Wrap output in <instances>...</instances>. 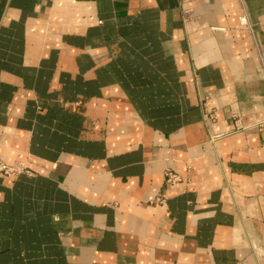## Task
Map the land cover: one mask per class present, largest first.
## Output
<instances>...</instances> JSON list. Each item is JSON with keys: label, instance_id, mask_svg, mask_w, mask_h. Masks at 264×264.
<instances>
[{"label": "crops", "instance_id": "obj_1", "mask_svg": "<svg viewBox=\"0 0 264 264\" xmlns=\"http://www.w3.org/2000/svg\"><path fill=\"white\" fill-rule=\"evenodd\" d=\"M243 5L0 0V159L29 170L0 175V264H264V130L242 128L264 0Z\"/></svg>", "mask_w": 264, "mask_h": 264}, {"label": "built area", "instance_id": "obj_2", "mask_svg": "<svg viewBox=\"0 0 264 264\" xmlns=\"http://www.w3.org/2000/svg\"><path fill=\"white\" fill-rule=\"evenodd\" d=\"M47 1H52V0H47ZM240 2L242 3V5L244 4V0H240ZM239 23L243 27H246L251 32L253 31L252 24L244 8H243L242 14L239 16ZM204 117L209 120H214L215 114L212 110H205ZM249 127L257 128L259 130H264V118L249 126H242V128H249ZM23 172H29L25 164L23 163L8 164L7 162L0 159V175L16 176ZM181 180H182V177L180 176V174L173 172L171 170L166 171L165 181L167 183L174 185L180 182ZM165 197L166 195L162 194L160 197H158V200H164Z\"/></svg>", "mask_w": 264, "mask_h": 264}]
</instances>
